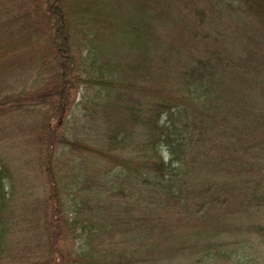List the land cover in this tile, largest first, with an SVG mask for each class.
Segmentation results:
<instances>
[{"label":"trees","instance_id":"obj_1","mask_svg":"<svg viewBox=\"0 0 264 264\" xmlns=\"http://www.w3.org/2000/svg\"><path fill=\"white\" fill-rule=\"evenodd\" d=\"M162 1L173 3V0ZM157 3V0H0V117L29 108L39 116L32 119L34 124L31 126L37 127L41 133H37L36 141L44 147L42 161L46 162L50 193L45 200L48 202H45L46 213L42 216L46 221L47 238L44 258L22 264H174L175 258L186 250L198 264H217L225 259L233 264H248L251 261L257 264V258H246L247 249L252 251V247L239 240L227 248V243L221 241L218 233L205 230L203 235L199 231L180 241L179 245L170 242L163 248L157 247L161 237L159 232L163 230L153 219L147 222L149 225H143L141 233L136 229L137 232L125 234L117 227L109 231L111 237L104 239L102 234L100 237L98 231L93 232L88 226L84 234L69 236L76 230L78 221L84 224L93 216L88 211L82 214L74 209L67 211L69 217L64 216L63 213L67 212L61 206V189L51 175L47 159L55 146L65 147L71 156L81 155L76 164L80 171L85 169V159L90 162L93 159L98 162L106 160L107 164L102 169L108 171L118 167L114 177L118 178L119 184L136 185L135 191L150 186L163 191L171 201L181 199V192L188 185L198 189L202 186L199 189L202 192L199 191L192 202L168 204H175L188 217L215 220L218 212L214 203L220 196L216 191L225 186V180L218 178L219 170L225 158L229 154H237V149H228L220 140V146L225 149L218 155L219 159H214L216 162L207 159L208 167L213 171L194 173L198 161L201 163L205 159L200 150L193 152L200 141L197 135L203 129L206 133L221 132L216 135L226 136L224 132L231 131V125L238 119H251L252 125L249 126L252 129L264 126V93L246 98L242 92L220 87L219 80L236 74L235 70H232L234 73L227 70L228 67H235L227 55L220 57L213 50L208 56L195 55L184 49V61L172 71L166 69L169 80L161 84L163 81H160L159 75L165 73L164 65H167L161 61L163 45L168 42V52L172 51L169 40L176 36V29H171L174 23L163 17L166 14ZM178 5L188 8L198 27L203 25L209 8L221 10L227 7L233 10L232 7L237 5L244 14L253 17L257 24L254 29L264 34V0H179ZM143 8L153 9L148 19L142 17ZM137 14L138 17L135 16ZM178 21L181 24L178 23L177 34L182 36L188 21L180 18ZM157 25L160 27L157 28ZM200 30H188V41L195 39ZM248 57L256 61V67L264 63V56H260L259 61L258 55ZM235 68L239 69V66ZM136 72L144 73L141 76L145 81H154L161 87L137 85V81L132 79ZM256 74L250 78L255 79ZM27 80L34 81L31 87ZM242 80L245 82L247 79L242 77ZM84 85L87 87L81 91L79 99L82 110L93 113L96 106L104 111V106H109L111 110L113 107L116 120L146 134L145 142L142 141L141 149L136 150L134 156L103 154L93 145L58 134L53 123L63 120L70 108L69 99L77 88ZM90 87H95L92 93L91 89H87ZM134 94L136 96L133 97ZM110 101H114L115 105L108 104ZM201 110L205 113L197 117L196 112ZM162 117L164 120L160 122ZM118 134L114 132L111 139L115 149L123 146ZM256 158L260 165V158ZM91 166L94 165L91 163ZM72 168L75 169V166L72 165ZM4 171L0 167V243L4 242L9 231L6 217L9 191ZM118 191L123 199L135 196L130 189L120 187ZM77 197L78 192L71 194L69 201L74 203ZM122 203L128 206L130 212L140 205L138 202ZM199 212L204 215H196ZM191 218L188 219L193 221ZM232 222L239 224L236 228L239 234L252 233L243 240L255 241L259 230H263L261 239L264 240V226L251 223L243 230L242 220ZM213 224V230L218 232L221 229L223 237L225 230L218 225V221ZM119 231L121 234L116 238L115 234ZM71 237L79 238V249L76 251L63 244ZM102 242L104 247L99 248ZM258 261L264 264V258Z\"/></svg>","mask_w":264,"mask_h":264},{"label":"rangeland","instance_id":"obj_2","mask_svg":"<svg viewBox=\"0 0 264 264\" xmlns=\"http://www.w3.org/2000/svg\"><path fill=\"white\" fill-rule=\"evenodd\" d=\"M157 1L159 3L157 4L166 14L163 17L174 23L171 24V29H176V36L169 40L172 51L168 52L170 49L168 42L167 44L164 42L163 45L164 54L161 61L167 65H164L165 73L159 75L160 81H163L161 84H165L169 80L167 70H174L184 61L182 57L184 49H188L195 55L204 56L210 55L213 50L220 57L227 55L229 60L235 63V67L236 65L239 66V69L227 68L228 71L235 70L236 74L228 75L229 73H227L226 78L219 80L220 87L226 86L230 90L242 92L246 98L254 94L263 95L264 63L257 64L256 67V61H251L248 56L258 55V61L260 56H264V34H260L254 29L257 24L251 15L244 14L237 5L232 7L233 10L227 7L214 10L211 7L207 17L204 18L203 25L198 27L193 21L191 13L187 10L188 8L178 5L179 0H173L172 4H167L162 0ZM176 5H178L177 8ZM152 10L151 8H143L142 17L148 19ZM135 16L138 17L139 14ZM178 18L188 21L182 36L177 34L178 23L181 24ZM156 27L158 28L160 25ZM190 29L202 30L195 34V39L188 41L190 33L187 32ZM139 58L144 59L143 56H139ZM232 73L234 72L232 71ZM255 73H257L255 79L250 78ZM134 74L132 79L137 81L139 86L161 87L154 81L153 83L156 85L152 81H145L144 76H141L144 73L136 72ZM242 77H246L247 80L244 82ZM33 80H27L30 87L34 83ZM86 87L84 85L77 88V91L69 99L70 108L63 120L59 123H53L57 127L58 134H62L65 138H76L78 141H84L88 145L99 148L103 154L114 155V153H118L128 157L134 156V152L141 149L139 146L142 141L145 142L146 134L138 131V128H133L129 124H122L116 120L113 107L111 110L109 106H104L106 109L104 111L102 107L96 106L93 113L90 110H82L79 99L81 91L85 90ZM92 88L95 87L87 89H91L92 93ZM134 96L136 95L134 94ZM113 102L110 101L108 104L113 105ZM29 109L0 117V167L5 169L6 189L9 191L6 216L9 231L3 239L4 242L0 243V264H22L43 259L47 247L46 221L42 216L47 210L45 200L50 194L49 183L46 174V162L42 161L45 156L44 147L36 141L37 133L39 135L41 133L39 130L37 131V127L31 126L32 119H38L39 116L36 115L35 111ZM204 113V110L197 111L196 116L200 117L198 115ZM163 120L164 117L160 122ZM251 122L252 120L248 118L245 121L238 119L231 125V131L224 132L227 135L223 137L216 135L221 132L206 133L203 129L197 135L200 141L196 143L197 149L193 152L197 153L200 150L205 159L201 163L198 161L193 169L194 173H204L206 170L213 171L212 168L208 167L209 161L207 159L214 162H216L214 159H219L218 155L225 149L220 146V140L226 144L228 149L231 150L232 147L237 149V154H229L219 170L218 178L225 180V186L216 191V193H220V196L214 203V209L218 212V217L215 220L206 217L203 220L198 219V217L194 218V216L188 217L175 204H168V202H192V198L198 195L202 186L198 189L188 185L187 188H184V192H181V199L174 198L171 201L163 191L154 190L150 186L135 191L136 185L129 187V185L119 184L118 178L114 177L115 173L119 171L118 167H112L108 171L102 169V166L107 164L106 160L98 162V160L93 159L94 161L91 160L92 162H90V160L85 159L83 161L85 169L80 171L76 164L82 156H71L65 147L55 146L52 154H48L47 159L49 158L51 175L61 189L63 199L61 206L65 212L74 209L81 211L82 214H86L88 211L93 216L92 220L84 224L78 221L75 225V233L73 232L69 236L84 234L88 231V226H91L90 230L93 232L98 231L100 237L102 234L104 239L111 237L112 234L109 231L117 229V227L123 229L125 234L134 233L137 230L141 233L143 225H149L147 222L153 219L158 222V227L163 230V232H159L161 237L157 247L163 248L170 242L179 245L180 241L194 236L199 231L203 235L205 230L208 233H218V236L222 238L221 241L227 243L225 244L227 248L232 242L239 240V242H244L248 247L253 248L252 251L247 249L249 253H245L246 258H257L256 262L260 264L258 260L264 258V240L261 239L263 230H259L256 234L255 241H245L242 238H247L252 233L239 234L236 230L239 224L232 222L236 219L242 220V224L244 223L243 230L251 223L264 226V126L259 129L257 127L252 129L249 126L252 125ZM114 132L119 133L118 140L120 138L121 141L123 140L121 142L123 146L120 144L122 147L117 149L111 140ZM161 149L164 158H166L167 154L164 148ZM256 157L260 158V165ZM91 163L94 165L93 167ZM72 165L75 166V169L72 168ZM191 175L196 176L195 174ZM120 187L123 190L130 189L135 196L123 199L118 191ZM77 192L79 197L75 199L76 202L71 203L69 201L71 194ZM79 198L84 202H81ZM122 202H138L140 205H137L135 211L130 212L128 206ZM63 214L69 217L68 212ZM131 214L133 215L131 216ZM196 215L204 214L199 212ZM188 218H191L196 225ZM217 221L218 225L226 232L223 237L221 236V229L218 232L213 230L215 229L213 223ZM219 222L221 223L219 224ZM223 223L227 225L224 227ZM120 234V231L117 232L115 237L117 238L116 235ZM113 240L111 239V241ZM79 242V238L71 237L67 243L63 244L65 247H70L72 251H76L79 249ZM99 246V248L104 247L103 242ZM193 248L198 247L194 246ZM188 253L189 250H186L184 254L177 256L174 264H198ZM226 260L219 261L217 264H233ZM252 263L251 261L248 264Z\"/></svg>","mask_w":264,"mask_h":264}]
</instances>
